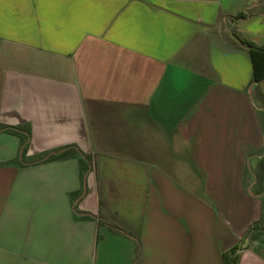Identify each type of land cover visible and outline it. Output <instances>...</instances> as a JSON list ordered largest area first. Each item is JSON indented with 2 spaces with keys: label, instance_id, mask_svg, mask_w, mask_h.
Instances as JSON below:
<instances>
[{
  "label": "crops",
  "instance_id": "crops-1",
  "mask_svg": "<svg viewBox=\"0 0 264 264\" xmlns=\"http://www.w3.org/2000/svg\"><path fill=\"white\" fill-rule=\"evenodd\" d=\"M232 29L264 45V0H0V125L28 130L0 131V264H264V80ZM70 145L83 178L41 161Z\"/></svg>",
  "mask_w": 264,
  "mask_h": 264
},
{
  "label": "trees",
  "instance_id": "trees-1",
  "mask_svg": "<svg viewBox=\"0 0 264 264\" xmlns=\"http://www.w3.org/2000/svg\"><path fill=\"white\" fill-rule=\"evenodd\" d=\"M248 16V12L241 10L232 16L233 20L244 19ZM230 35L235 43H238L243 48H245L249 54L252 68L251 82L253 86L259 84L264 80V45H257L243 36H241L234 29L231 30ZM0 131H4L13 135H16L20 140V145L23 148L26 145L28 139V130L24 126H4L0 125ZM78 157L80 162L81 173L85 172L90 165V157L87 154L80 152L75 146H65L53 151H50L42 157L41 161H52L67 159L70 157ZM80 218H92L89 215H80ZM256 223H253L250 230L255 227ZM249 234V233H248ZM250 239L254 238V233L250 232ZM221 264H239V247L233 245L227 250L221 253Z\"/></svg>",
  "mask_w": 264,
  "mask_h": 264
},
{
  "label": "rangeland",
  "instance_id": "rangeland-1",
  "mask_svg": "<svg viewBox=\"0 0 264 264\" xmlns=\"http://www.w3.org/2000/svg\"><path fill=\"white\" fill-rule=\"evenodd\" d=\"M20 157L22 158V160L23 159L26 160L24 154L23 155L21 154ZM253 164H254V157H252L251 159L248 158V161L246 162V172H245V177H244V180H246L248 185L250 184L251 181H253L255 179V177L257 175V174L255 175V172L253 170L254 169ZM87 170H88V168L86 169V171ZM85 172L82 173V178L84 177ZM250 177H252V178H250ZM82 190L84 191V189H82Z\"/></svg>",
  "mask_w": 264,
  "mask_h": 264
}]
</instances>
